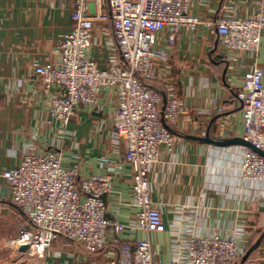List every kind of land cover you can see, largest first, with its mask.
<instances>
[{
	"label": "crops",
	"instance_id": "crops-1",
	"mask_svg": "<svg viewBox=\"0 0 264 264\" xmlns=\"http://www.w3.org/2000/svg\"><path fill=\"white\" fill-rule=\"evenodd\" d=\"M71 12L70 0H0V264H108L121 244L144 239L151 243L156 264H170L189 239L214 236L239 239L245 255L264 232V182L243 177L244 147H218L199 139L207 133L242 139V112L231 95L252 69L264 73V32L256 53L238 52L227 61L218 35L206 25L194 33L182 29L173 45L167 44L164 30L155 46L164 51L153 65L158 92L166 96L172 87L186 111L178 126L167 125L176 140L173 151L162 154L150 170L151 199L160 207L164 231L110 230L105 248L94 254L60 238L43 260L10 247L29 221L12 203L1 174L16 168L28 149L59 154L64 167H77V181L111 175V192L105 197L111 220L128 226L138 212L132 200V167L124 160L123 143L111 133L114 95L106 91L96 106L80 107L63 129L49 109L57 89H43L34 75L35 66L57 63L61 36L72 27ZM190 15L204 21L264 18V1L190 0ZM112 42L110 27L97 29L88 58L102 69L113 54L120 61ZM243 257L237 264H264V238L244 262Z\"/></svg>",
	"mask_w": 264,
	"mask_h": 264
},
{
	"label": "built area",
	"instance_id": "built-area-1",
	"mask_svg": "<svg viewBox=\"0 0 264 264\" xmlns=\"http://www.w3.org/2000/svg\"><path fill=\"white\" fill-rule=\"evenodd\" d=\"M55 1V0H51ZM263 2L264 0H258ZM70 32L61 36L57 63L35 66L34 75L43 89H57L49 109L63 129L80 107H94L108 91L116 99L111 117L113 139L122 142L124 160L132 167V200L138 212L128 226L107 216L105 197L110 195L111 175L77 181V167H64L53 151L28 149L20 164L2 172L11 201L28 219L10 247L27 245L26 254L43 260L51 243L63 238L80 245L86 253L105 248L110 230L126 228L163 232L160 207L151 199L150 170L162 154L175 147V137L165 125L176 127L186 111L167 89L163 108L161 94L144 83L153 80L155 60L164 51L155 49L158 34L166 30L173 45L179 31L196 32L206 25L218 35L221 55L232 61L238 52L256 53L264 32V18L229 16L204 21L190 15V0H70ZM111 29L120 61L113 54L107 69L89 59L94 33ZM264 73L254 68L244 75L241 88L231 95L242 112V139L264 151ZM64 137L69 133L62 131ZM73 158H77L73 155ZM242 174L247 180L264 182V158L244 148ZM244 255L240 240L219 236L191 238L170 264H237ZM108 264H156L151 243H123Z\"/></svg>",
	"mask_w": 264,
	"mask_h": 264
},
{
	"label": "water",
	"instance_id": "water-1",
	"mask_svg": "<svg viewBox=\"0 0 264 264\" xmlns=\"http://www.w3.org/2000/svg\"><path fill=\"white\" fill-rule=\"evenodd\" d=\"M160 94H161L163 101L165 103V100H166L165 94L161 93V92H160ZM165 127L170 131V129L168 128L167 125H165ZM199 140H202L208 144L215 145L218 147L242 146L244 148H248V149L252 150L256 154H258L259 156L264 158V151H262L261 149L257 148L256 146H254L250 142H247L241 138L217 139V138L210 137L209 134L207 133L203 139H199ZM263 238H264V232L261 234L259 239L254 243V245L249 249V251L244 255V257L242 259L243 262L248 258L249 254L252 251H254L256 248H258V246L261 243V241L263 240ZM27 249H28L27 245H22L18 248V251L26 252Z\"/></svg>",
	"mask_w": 264,
	"mask_h": 264
},
{
	"label": "trees",
	"instance_id": "trees-1",
	"mask_svg": "<svg viewBox=\"0 0 264 264\" xmlns=\"http://www.w3.org/2000/svg\"><path fill=\"white\" fill-rule=\"evenodd\" d=\"M216 50H214L210 56H212L214 53H215ZM212 59V57H211ZM144 83H146L148 86L152 87L153 89H155L156 91H158V84L153 81V80H144ZM260 236V235H259ZM259 236L257 237V239L259 238ZM256 242V239L255 241H253L251 244H249L248 248H247V252L249 251V249L254 245V243Z\"/></svg>",
	"mask_w": 264,
	"mask_h": 264
}]
</instances>
